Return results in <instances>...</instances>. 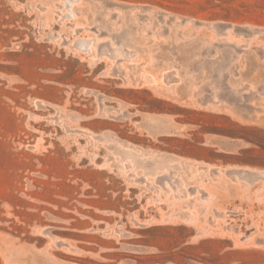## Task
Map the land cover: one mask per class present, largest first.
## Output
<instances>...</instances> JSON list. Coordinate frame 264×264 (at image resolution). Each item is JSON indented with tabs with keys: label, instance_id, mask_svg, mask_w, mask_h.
I'll return each mask as SVG.
<instances>
[{
	"label": "rangeland",
	"instance_id": "rangeland-1",
	"mask_svg": "<svg viewBox=\"0 0 264 264\" xmlns=\"http://www.w3.org/2000/svg\"><path fill=\"white\" fill-rule=\"evenodd\" d=\"M0 264H264V0H0Z\"/></svg>",
	"mask_w": 264,
	"mask_h": 264
}]
</instances>
